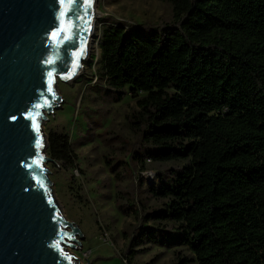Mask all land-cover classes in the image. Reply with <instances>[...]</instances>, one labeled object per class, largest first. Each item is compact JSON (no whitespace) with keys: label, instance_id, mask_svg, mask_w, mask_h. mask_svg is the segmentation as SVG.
I'll list each match as a JSON object with an SVG mask.
<instances>
[{"label":"trees","instance_id":"trees-1","mask_svg":"<svg viewBox=\"0 0 264 264\" xmlns=\"http://www.w3.org/2000/svg\"><path fill=\"white\" fill-rule=\"evenodd\" d=\"M165 1L172 22L112 19L99 41L106 95L138 106L134 164L181 163L147 187L160 206H120L138 222L127 262L162 244L177 264H264V0ZM48 149L77 167L69 134Z\"/></svg>","mask_w":264,"mask_h":264},{"label":"water","instance_id":"water-1","mask_svg":"<svg viewBox=\"0 0 264 264\" xmlns=\"http://www.w3.org/2000/svg\"><path fill=\"white\" fill-rule=\"evenodd\" d=\"M99 16L96 0H0V264H75L63 245L78 249L83 235L52 199L41 125Z\"/></svg>","mask_w":264,"mask_h":264},{"label":"rangeland","instance_id":"rangeland-1","mask_svg":"<svg viewBox=\"0 0 264 264\" xmlns=\"http://www.w3.org/2000/svg\"><path fill=\"white\" fill-rule=\"evenodd\" d=\"M96 10L100 16L95 18L90 55L71 83L57 80L61 102L55 100L58 107L53 108L54 114L43 111L46 119L41 125L45 158L52 160L48 149L50 132L69 134L78 158L75 168L42 160V167L50 171L54 203L64 219L83 235L76 237L81 246L71 242L78 249L65 244L63 249L72 255L75 264H177L174 249L162 244L139 252L131 263L127 262L125 253L138 222L134 216L124 214L120 206L131 199L136 208L145 211L160 206L162 202L151 197L147 187L158 182L159 174L181 163L159 164L147 159V169L143 171L134 164L132 153L142 148L143 129L134 124L136 101L129 95L114 101L106 95L105 84L97 79L99 41L107 23L114 19L162 25L172 22L173 8L165 0H96ZM176 251L182 257L192 256L187 248L178 247Z\"/></svg>","mask_w":264,"mask_h":264},{"label":"bare ground","instance_id":"bare-ground-1","mask_svg":"<svg viewBox=\"0 0 264 264\" xmlns=\"http://www.w3.org/2000/svg\"><path fill=\"white\" fill-rule=\"evenodd\" d=\"M94 25H95V21H94ZM94 25H93V28H94ZM92 34H93V30H92ZM91 38H92V37L90 36V37H89V39H90V43H91ZM90 43H89V49H88V56H87V58H88L89 55H90V53H89V50H91V49H90ZM87 58H86V59H87ZM81 71H82V69L80 70V72H81ZM80 72L78 73V75L80 74ZM76 77H77V76H76Z\"/></svg>","mask_w":264,"mask_h":264},{"label":"snow or ice","instance_id":"snow-or-ice-1","mask_svg":"<svg viewBox=\"0 0 264 264\" xmlns=\"http://www.w3.org/2000/svg\"><path fill=\"white\" fill-rule=\"evenodd\" d=\"M36 130L38 131L39 129H38V125L36 126Z\"/></svg>","mask_w":264,"mask_h":264}]
</instances>
